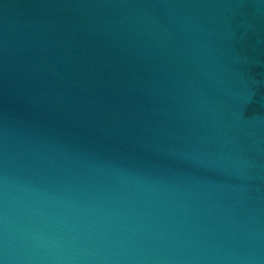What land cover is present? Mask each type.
Wrapping results in <instances>:
<instances>
[{"label":"water","instance_id":"95a60500","mask_svg":"<svg viewBox=\"0 0 264 264\" xmlns=\"http://www.w3.org/2000/svg\"><path fill=\"white\" fill-rule=\"evenodd\" d=\"M0 264H264V0H0Z\"/></svg>","mask_w":264,"mask_h":264}]
</instances>
